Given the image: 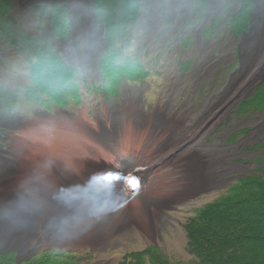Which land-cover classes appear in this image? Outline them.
Segmentation results:
<instances>
[{
    "label": "rangeland",
    "instance_id": "1",
    "mask_svg": "<svg viewBox=\"0 0 264 264\" xmlns=\"http://www.w3.org/2000/svg\"><path fill=\"white\" fill-rule=\"evenodd\" d=\"M13 1L4 15L8 30L0 31V149L13 151V166L18 172L9 176L0 170L2 194L8 178L14 185L23 184L25 179L19 175L25 177L33 164L18 156V139L24 126L51 121L55 131H65L75 123L70 131L75 135L85 128L83 119L97 128V110L104 103L110 107L132 104L139 106L147 118L154 115L163 117L166 123H176L167 145L177 144V158L172 160L196 162L204 175L196 191L184 194L175 190L164 196L163 190L158 191V198L148 203L145 223L143 215L135 217V222L119 221L101 246L34 239L23 247L0 237V255H4L0 264H7L11 257L21 262L47 252L52 257L62 252L74 254L78 264H200L188 244L186 223L209 203L236 190L241 179L264 177L260 147L264 108L253 103L241 107L264 82V50L253 64L251 58L247 59L252 39L264 23V0H250V18L240 34L233 30L231 21L246 7L247 0ZM111 6L117 9L112 25L108 18ZM62 8L69 20L64 27ZM39 56L47 63L51 57L60 58L65 66L77 69L72 73L74 91L68 90L64 99L37 88L35 66ZM130 62L139 66L136 76L122 73L115 77L110 73L111 65L122 67ZM103 64L107 66L105 71ZM228 89L236 93L221 107ZM131 93L137 95L136 100L129 98ZM211 113L214 116L205 121L204 114ZM62 120L67 124L60 125ZM201 123L204 127L198 129ZM184 135L188 136L186 140ZM98 142L86 140L92 153L84 160H52V170L41 177L49 180L60 169L61 175L69 176L79 171L77 180L69 177L71 183L98 186L100 181L94 176L99 170L122 168L114 156L99 148ZM140 142L138 138L135 152L140 151ZM129 146L127 143L124 149ZM39 165L43 164L34 167ZM41 177L37 181L41 196L50 199V188L43 187ZM173 178L181 180L183 174ZM7 197H2V204L8 202ZM51 199L45 202L52 203ZM15 219L19 218L4 215L0 228L17 227Z\"/></svg>",
    "mask_w": 264,
    "mask_h": 264
},
{
    "label": "bare ground",
    "instance_id": "2",
    "mask_svg": "<svg viewBox=\"0 0 264 264\" xmlns=\"http://www.w3.org/2000/svg\"><path fill=\"white\" fill-rule=\"evenodd\" d=\"M262 4L261 7L264 12V2ZM85 28H87L86 25ZM263 42L264 23L260 27V32L256 33L252 39V49L247 59L249 57L251 61H254L257 56L260 57L259 54L264 50ZM224 93L221 107L231 101L236 91L231 92L228 89ZM129 98L136 100L137 95L131 93ZM213 116L214 113L204 114V119L209 121ZM162 119L164 118L154 115L147 118L139 106L133 107L132 104L110 107L104 103L97 110V128L91 127L90 123L83 119L82 122L85 128H80L75 135H71L70 132L75 123H70L71 125L65 131H55L54 128H51L54 124L51 121H36L24 126L18 139V156L21 160L23 159L26 162L29 160L28 162L33 164L29 165L31 167L28 166L30 169L25 177L24 174H22L23 176L19 175L25 179L23 184H16V186L8 178L5 191L3 194L0 192V218L4 215L19 218L15 219V221L17 220V227L6 230L0 228L1 239H4L5 242L9 240L11 243L16 241L18 245L23 244V247L34 239L38 241L46 239L52 243L61 241L67 244L101 246L105 243L107 236L115 232L119 221L132 219L135 222V217L143 215L141 219L145 223V217L148 214V203L151 202V199L158 198V191L163 190V196L175 190L177 192L182 191L184 194L188 191H196L204 174L200 171L196 162L183 164L177 162V160H172L173 157L177 158V144L174 142L170 147H167V145L169 143L168 138L176 131L177 125L174 122L166 123ZM116 121L118 122L117 125H115ZM58 123L63 125L67 124V121L62 120ZM196 127L202 129L204 123ZM143 128L145 130L140 132ZM140 133H142V137H140ZM138 138L141 140V149L139 152H135L134 144ZM187 138L188 136H183L184 140ZM94 139H99L97 145L100 149L103 148L115 157V160L122 167L119 169L120 171L129 169L130 172L136 173L140 177L137 193L125 197L116 195L110 200L114 206L113 208H108L104 203L99 207L95 206L94 202L98 201L101 196L99 192L96 194L97 190L94 188L96 183L88 182V185L82 187L84 184L79 183L78 186L70 182L69 177L75 180L78 179L80 176L79 171L69 176L66 173L61 175L60 169L56 172L57 174L53 172L55 175H52L49 180H44L41 177L43 172L46 173L47 170H52V160L58 162L61 158L71 160L78 157L84 160L89 157L92 152L88 149L89 143H86V140ZM127 143L130 144V148L124 149ZM0 152L4 153H0V170L4 173L6 171L5 174H9V176L15 175L18 171L13 166L16 162L13 151L7 152L0 149ZM36 163L43 165L34 167ZM81 173L91 178L87 172L81 171ZM118 173L116 171L115 176ZM177 174H183V178L181 180L173 178ZM40 177L44 181L42 182L44 183L43 187L45 189L50 188L47 192L52 195V199L50 198L51 201L53 200L52 203H46L45 201L50 199L41 196L42 189L38 188L37 185ZM160 181H162V186ZM7 196L10 201L8 199L7 203L2 204V197ZM82 201H85L84 204H81ZM11 203L12 205H10ZM19 203L20 205L17 207ZM111 203L109 202L110 207L112 206ZM100 208H104L105 211H114L110 213L111 216H109L110 214L105 215L108 212L94 214L95 210ZM73 210L76 212L73 213Z\"/></svg>",
    "mask_w": 264,
    "mask_h": 264
},
{
    "label": "trees",
    "instance_id": "3",
    "mask_svg": "<svg viewBox=\"0 0 264 264\" xmlns=\"http://www.w3.org/2000/svg\"><path fill=\"white\" fill-rule=\"evenodd\" d=\"M12 3L13 0H0V31L8 30L4 15L9 13ZM116 11L111 6L108 16L111 25ZM250 14L251 3L247 0L246 7L231 21L236 33L246 28ZM61 19L64 27L69 20L63 8ZM45 60L39 56L35 66L37 88L51 93L54 98L64 99L68 90L74 91L72 73L77 69L65 66L60 58L51 57L48 63ZM102 67L103 71L107 69L105 64ZM138 69V65L130 62L122 67L111 65L110 73L115 77L122 73L134 77ZM248 103L264 108V82L250 99L241 103L242 109ZM260 147L264 156V140ZM185 229L190 249L198 255L200 264H264V177L241 179L236 190L205 206L196 218L186 223ZM50 254L42 253L21 262L11 257L7 264H78L74 254L62 252L56 257Z\"/></svg>",
    "mask_w": 264,
    "mask_h": 264
},
{
    "label": "clouds",
    "instance_id": "4",
    "mask_svg": "<svg viewBox=\"0 0 264 264\" xmlns=\"http://www.w3.org/2000/svg\"><path fill=\"white\" fill-rule=\"evenodd\" d=\"M98 167H96L95 169H97ZM115 172H107L105 170H99L98 171V175H95L94 177L97 178L100 183L98 184V186H96V194L99 192L101 193L100 199L97 201H95V206L99 207L100 205H102L103 203L105 204V206H107L108 208H113V204L111 203V199H113L116 195H123V197L125 196H130L134 193H137V189L133 190L131 185L129 184V180L130 178L127 177V172L126 171H120L118 170L117 172L118 175L115 176ZM122 177V178H121ZM83 182V181H81ZM117 192H116V191ZM93 195V194H92ZM107 196L106 199L103 201L101 197L103 196ZM103 201V202H100ZM109 202L112 204V206H109ZM93 203V204H94ZM112 211L114 210H108V211H104V212H108L105 215H109ZM75 213V212H73ZM112 214H110L109 216H111Z\"/></svg>",
    "mask_w": 264,
    "mask_h": 264
},
{
    "label": "snow or ice",
    "instance_id": "5",
    "mask_svg": "<svg viewBox=\"0 0 264 264\" xmlns=\"http://www.w3.org/2000/svg\"><path fill=\"white\" fill-rule=\"evenodd\" d=\"M129 184L131 185L132 189L135 190L139 187V180L136 179L135 176H133V178H131L129 180ZM104 211H105L104 208L96 209L94 214H99V213H102Z\"/></svg>",
    "mask_w": 264,
    "mask_h": 264
},
{
    "label": "built area",
    "instance_id": "6",
    "mask_svg": "<svg viewBox=\"0 0 264 264\" xmlns=\"http://www.w3.org/2000/svg\"><path fill=\"white\" fill-rule=\"evenodd\" d=\"M126 172H127V177H128V178L131 179V178H133V176H135V178L138 179V180L140 181V177H139V175H137L136 173H132V172L130 173L129 170H126Z\"/></svg>",
    "mask_w": 264,
    "mask_h": 264
},
{
    "label": "water",
    "instance_id": "7",
    "mask_svg": "<svg viewBox=\"0 0 264 264\" xmlns=\"http://www.w3.org/2000/svg\"><path fill=\"white\" fill-rule=\"evenodd\" d=\"M88 195H90V194H88ZM106 197H107V196L104 195V196L102 197V200L104 201V200L106 199Z\"/></svg>",
    "mask_w": 264,
    "mask_h": 264
},
{
    "label": "flooded vegetation",
    "instance_id": "8",
    "mask_svg": "<svg viewBox=\"0 0 264 264\" xmlns=\"http://www.w3.org/2000/svg\"><path fill=\"white\" fill-rule=\"evenodd\" d=\"M14 2H15V1H13V4H14ZM251 64H253V61L251 62ZM9 201H10V200H9ZM1 205H2V204H1ZM10 205H12V203H11ZM8 209H9V208H8Z\"/></svg>",
    "mask_w": 264,
    "mask_h": 264
}]
</instances>
